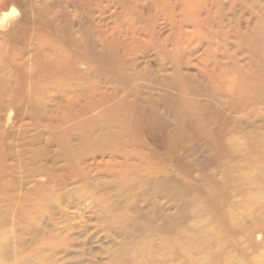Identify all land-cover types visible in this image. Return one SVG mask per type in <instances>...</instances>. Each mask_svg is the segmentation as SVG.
<instances>
[{
  "label": "rangeland",
  "instance_id": "374dc122",
  "mask_svg": "<svg viewBox=\"0 0 264 264\" xmlns=\"http://www.w3.org/2000/svg\"><path fill=\"white\" fill-rule=\"evenodd\" d=\"M0 78L9 84L0 94V149L22 124L39 135L30 149L49 151L26 162L23 175L43 164L66 180L77 167H99L93 180L115 184L131 168L134 176L164 173L175 187L156 196L171 217L142 229L151 241L134 247L135 259L264 264V0H0ZM94 117L116 122L115 153L112 134L101 149L79 134L53 143L43 127L52 119L68 133ZM83 193L64 202L61 224L87 221L93 204ZM90 222L74 230L83 257L62 253L58 264H107L103 251L121 236ZM10 233L2 228L0 238ZM177 234L167 254L152 252L154 241Z\"/></svg>",
  "mask_w": 264,
  "mask_h": 264
},
{
  "label": "bare ground",
  "instance_id": "6f19581e",
  "mask_svg": "<svg viewBox=\"0 0 264 264\" xmlns=\"http://www.w3.org/2000/svg\"><path fill=\"white\" fill-rule=\"evenodd\" d=\"M8 85L6 78H0L1 95L8 90L6 87ZM261 90L264 95V87ZM36 103L38 104L37 101ZM186 105L184 109L187 112L195 110L190 103ZM107 113L109 112H103L104 115ZM36 115L48 116L47 112L38 107ZM98 119L94 117L82 123L76 122L68 131L69 134L66 128H59L52 119L43 127L49 129L50 140L53 143L59 140L70 141L75 134H79L76 139L82 145L87 144L89 140L99 141L101 149L102 141L112 134L115 140L107 147L113 154L122 143L119 136L112 131L116 122L106 120L102 123ZM27 132L26 125H17L15 129L7 132L1 142L4 146V141L7 140L6 147L0 149V207L3 206L0 212L5 215V218L0 219V229L8 227L11 233L6 241L0 238V264H58V255L70 251H76V256L82 258L84 248H77L74 230L90 225L92 219L110 238H113L112 234L116 232L118 237L121 236L120 239L115 236L114 243L104 249L107 264H145V259V262H140L134 258V247L138 249L143 242L150 240L149 236L143 235L141 231L154 229V219L171 217L155 202L156 196L176 194L175 187L169 185L166 175L160 173L154 177L139 174L134 176V169L128 168L122 170L123 176L115 174L118 183L112 184L100 179L93 180L94 176L102 172L99 167H77L78 170L66 180H56L52 168L43 164L29 168L23 175L21 170L25 169L26 162H36L49 154L47 147L37 151L34 148L30 149L39 135L36 138L35 135L30 137ZM10 137L13 141L9 140ZM17 139L22 143L16 144L14 141ZM74 151H80V148L76 147ZM109 170L114 172L113 168ZM92 172L94 174H91ZM7 175L9 178L6 179ZM40 175H46V180L38 181L37 177ZM72 184H75V187L71 191L65 190ZM77 191L84 192V196L90 198L93 204L88 219L80 225L61 224L58 216L67 213L63 204L77 194ZM142 203H145V206ZM173 205L179 206L176 201H173ZM6 206H11L15 210L8 213ZM180 238L177 234L167 240L154 241L152 252L162 250L167 254L171 247L178 244Z\"/></svg>",
  "mask_w": 264,
  "mask_h": 264
},
{
  "label": "clouds",
  "instance_id": "9594fccd",
  "mask_svg": "<svg viewBox=\"0 0 264 264\" xmlns=\"http://www.w3.org/2000/svg\"><path fill=\"white\" fill-rule=\"evenodd\" d=\"M11 14H13V13H9V15H11Z\"/></svg>",
  "mask_w": 264,
  "mask_h": 264
}]
</instances>
